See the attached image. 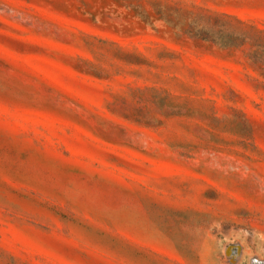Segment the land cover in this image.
<instances>
[{
  "label": "rangeland",
  "instance_id": "374dc122",
  "mask_svg": "<svg viewBox=\"0 0 264 264\" xmlns=\"http://www.w3.org/2000/svg\"><path fill=\"white\" fill-rule=\"evenodd\" d=\"M0 264H264V0H0Z\"/></svg>",
  "mask_w": 264,
  "mask_h": 264
},
{
  "label": "water",
  "instance_id": "95a60500",
  "mask_svg": "<svg viewBox=\"0 0 264 264\" xmlns=\"http://www.w3.org/2000/svg\"><path fill=\"white\" fill-rule=\"evenodd\" d=\"M234 247L235 248V253L233 254L234 256H237L239 253H240V247L238 244H234V245H229V246H226L225 249H224V252L225 254L229 257L231 256V251L230 249ZM234 260L232 259L231 262H233Z\"/></svg>",
  "mask_w": 264,
  "mask_h": 264
}]
</instances>
